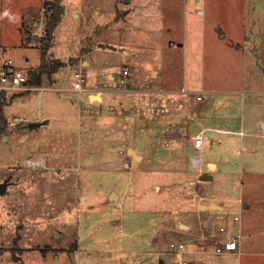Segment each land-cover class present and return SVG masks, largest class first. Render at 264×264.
Here are the masks:
<instances>
[{"label": "rangeland", "instance_id": "obj_1", "mask_svg": "<svg viewBox=\"0 0 264 264\" xmlns=\"http://www.w3.org/2000/svg\"><path fill=\"white\" fill-rule=\"evenodd\" d=\"M49 3L59 4L63 12L47 39ZM98 14H103L102 20ZM263 22L264 0H0V48L8 46L6 55L15 66L28 71L36 68L46 44L49 69L56 68L55 82L50 81L52 72L42 74L41 87L46 89L36 84L30 91L14 95L16 100L8 96L11 90L0 93V115L7 120L0 134V182L9 178L0 193V264H90L83 257L76 259V228L68 224L67 216L76 217L79 199L105 198L114 174L118 180L126 175V170L122 173L110 167L90 170V156L78 149L80 130L84 143L87 128L86 103L73 89V72L85 67L81 61H93L114 75L122 74L127 64L129 75L139 84L154 79L163 87L193 92L221 89L237 117L253 121L251 95L245 94L239 101L230 91L255 87L264 75ZM100 43L123 49H100ZM87 50L92 51L91 56L86 55ZM92 79L88 67L83 86ZM30 101L32 106L42 101L50 123L33 129L28 128V121L22 120L21 128L10 124L14 117H25L23 111L31 109ZM247 141L245 138L242 144L248 147ZM231 150L234 155L228 156L224 174L228 186L217 185L211 193L251 202V209L241 208L243 221L249 226L251 220L257 221L254 228L263 232L259 237L263 238L264 173L252 168L254 148ZM231 150L225 148L226 154ZM123 156L112 159L122 162ZM103 157L92 159L103 168L107 167ZM28 160L34 164L29 166ZM126 161L131 164L132 155ZM236 215L239 217V210ZM80 221L83 223L82 217ZM134 238L135 247L143 244L136 235ZM169 243L163 248L170 249ZM118 254L120 264L128 262ZM107 257L110 255L103 254L98 263H115L116 258L104 259Z\"/></svg>", "mask_w": 264, "mask_h": 264}, {"label": "crops", "instance_id": "obj_2", "mask_svg": "<svg viewBox=\"0 0 264 264\" xmlns=\"http://www.w3.org/2000/svg\"><path fill=\"white\" fill-rule=\"evenodd\" d=\"M102 15L98 14L101 20ZM106 47L98 45L100 49ZM108 49L122 51L123 47L116 45ZM9 50L8 46L0 48L2 55ZM98 53L95 54L98 56ZM86 55L91 56L92 51L87 50ZM80 63L85 66L82 70L86 75L87 68L91 67L93 79L79 92L81 102L86 103L87 128H84V143L80 130L78 149L90 156V170L110 167L109 170L122 173L126 170V175L118 180V174H114L105 198L79 199L74 208L78 210L76 217L67 216L68 224H75L76 228L79 244L76 259L83 257L90 264H99L103 254H109L104 259L113 257L116 258L113 264H120L116 257L120 252L121 258H128L125 264H264V237L259 238L263 232L254 228L257 221L251 220L250 226L243 221L241 208L251 209V202L233 195L211 193L217 185L228 186L224 175L228 172V156L234 155L231 149L237 146L246 151L254 148L252 168L264 173V75L259 76V85L255 87L230 91L239 101L245 94L251 95L253 121L246 122L237 117L231 104L222 97L221 89L193 92L183 87H163L154 79L139 84L137 78L129 75L127 64L124 67L128 68L127 73L122 70V74L114 75L95 66L93 61ZM55 74L56 70L51 73L50 81L55 82ZM42 77L34 85L46 89L41 87ZM30 90L12 91L8 96L12 99ZM199 93L202 98L197 100L195 96ZM40 102L32 106L30 101L31 109L23 111L25 117L16 125L44 120L41 125L49 124L50 118ZM82 121L79 120L80 126ZM200 131L202 146L197 149L191 142L193 135ZM245 138L248 147L242 144ZM225 148L231 152L226 154ZM120 154L124 155L122 162L112 159ZM95 155L104 156L102 160L107 167L96 165L92 159ZM131 155L132 170L124 166ZM190 156L200 158V167L192 166ZM39 160L41 164L46 163L44 159ZM202 174L207 178L200 179ZM237 210L239 217L234 219ZM221 227L231 235H239L236 250L215 252V240L222 235ZM135 235L143 244L134 246ZM165 240L182 242L185 250L175 253L164 249L168 246ZM133 256L139 258L135 260Z\"/></svg>", "mask_w": 264, "mask_h": 264}, {"label": "built area", "instance_id": "obj_3", "mask_svg": "<svg viewBox=\"0 0 264 264\" xmlns=\"http://www.w3.org/2000/svg\"><path fill=\"white\" fill-rule=\"evenodd\" d=\"M127 68L123 69V73H127ZM28 78L27 70L19 68L14 65L12 58L8 55L3 54L0 57V93L2 91L11 90V91H20V90H29L32 89V86L26 84ZM86 81V74L82 69H77L73 72V89L81 92L83 90V85ZM197 100L202 98V95L199 93L196 96ZM21 119L14 117L13 121L9 122L14 125L20 123ZM192 145L197 149H200L202 146V131L197 132L192 137ZM28 164H31V160L27 161ZM190 162L193 167H200L201 160L197 156H190ZM124 166L126 168H131V164L128 161H124ZM240 203V201H239ZM234 219H238L237 216H234ZM222 233L221 237H218L216 241L215 252L221 253L223 250H236L237 241L239 235H231L228 232H225L224 228H220ZM169 247L175 253H179L185 250L186 245L182 242H170Z\"/></svg>", "mask_w": 264, "mask_h": 264}, {"label": "trees", "instance_id": "obj_4", "mask_svg": "<svg viewBox=\"0 0 264 264\" xmlns=\"http://www.w3.org/2000/svg\"><path fill=\"white\" fill-rule=\"evenodd\" d=\"M48 5H50V9H51V13L49 14V19L47 21V25H46V33L47 36L46 38L49 39L51 36V31L52 29L56 26V23L58 21H60L61 19V15H62V8L59 6V4H54L52 6V3H49ZM46 44L42 45L41 48V54H40V62L38 64V66L34 69L28 70V78H27V83L34 85L37 80L41 79L42 74H44L45 72H53L56 70V68H51L48 66L47 64V57H46ZM55 69V70H54ZM6 126V120L3 118V116L0 115V134H2L5 130Z\"/></svg>", "mask_w": 264, "mask_h": 264}, {"label": "water", "instance_id": "obj_5", "mask_svg": "<svg viewBox=\"0 0 264 264\" xmlns=\"http://www.w3.org/2000/svg\"><path fill=\"white\" fill-rule=\"evenodd\" d=\"M33 37H35V35ZM99 45L100 46H107V47L113 48L112 45H105L104 43H100ZM45 121L46 120H44V121H30L27 124V126H28V128L32 129V128H35V127L41 125ZM18 128H21V126H18ZM199 178L200 179H205V178H207V175L202 174V175L199 176ZM208 178H209V176H208ZM6 185H7L6 180H4L3 182L0 183V193L4 192V190L6 188ZM71 256H72V253H71ZM72 258H73V261H75L74 257H72Z\"/></svg>", "mask_w": 264, "mask_h": 264}, {"label": "flooded vegetation", "instance_id": "obj_6", "mask_svg": "<svg viewBox=\"0 0 264 264\" xmlns=\"http://www.w3.org/2000/svg\"><path fill=\"white\" fill-rule=\"evenodd\" d=\"M33 164H34V163H32V164H28V165L30 166V165H33ZM45 169H46V168H45ZM56 169L60 170L59 167H56ZM4 180H6V183H7V184L9 183V178L6 177V178H4ZM4 180H3V181H4ZM0 183H1V182H0ZM6 187H7V185H6ZM5 189H6V188H5Z\"/></svg>", "mask_w": 264, "mask_h": 264}, {"label": "bare ground", "instance_id": "obj_7", "mask_svg": "<svg viewBox=\"0 0 264 264\" xmlns=\"http://www.w3.org/2000/svg\"><path fill=\"white\" fill-rule=\"evenodd\" d=\"M34 163V162H31V164Z\"/></svg>", "mask_w": 264, "mask_h": 264}]
</instances>
